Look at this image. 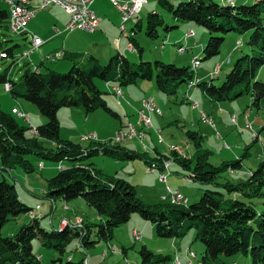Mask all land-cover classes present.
Returning a JSON list of instances; mask_svg holds the SVG:
<instances>
[{"label":"trees","instance_id":"obj_1","mask_svg":"<svg viewBox=\"0 0 264 264\" xmlns=\"http://www.w3.org/2000/svg\"><path fill=\"white\" fill-rule=\"evenodd\" d=\"M158 2L176 22L193 21L208 30L210 35L202 49L203 60L219 53L227 32L241 34L248 31L247 43L251 52L241 55L232 63L222 83L217 86L212 83V79L195 81L194 88L199 86L210 102L231 100L242 93H249L250 106L256 110L264 108V82L255 80L257 71L264 65V0L234 6L222 5L214 0H183L176 4L168 0ZM8 16L6 10H0V27L9 28ZM139 25L137 22L131 29L135 31L134 28ZM158 27L168 31L177 27V24L168 25L156 11L149 12L144 28L146 35L156 38ZM212 33L220 35L213 36ZM129 42L140 56L142 49L134 37H130ZM17 46L5 47L0 41V53L6 55L1 57L0 54V59L12 58L13 48ZM10 66L0 72V83L4 85L9 81L11 96L32 102L47 120L35 127L38 136L31 137L27 133V126L18 123L11 113L0 108V171L14 165H20L26 172L33 171L34 165L27 159L28 155L55 162L62 168L46 179L47 196L52 200L60 198L65 201L80 197L96 210L100 221L81 227L68 224L62 230H46L40 227V218H32L12 236H2L0 233V264H40L32 250L31 239L36 237L41 244L53 247L60 254L72 240H80L79 243L88 250L99 240L110 241L115 227L126 222L133 212L154 224L157 236L179 238L193 228L195 238L204 245L202 264H225L219 259L220 255L248 252L251 264H264V210L257 212L252 201H242L217 190L205 189L199 200L191 204H148L139 198L134 186L125 179L104 175L101 169L83 160L95 154L107 155L117 161L138 158L146 164L151 160L171 158L183 170L190 171L193 181L218 184L228 192L248 198L264 195V161L251 172L247 180L220 184L216 182L219 174L228 167L239 169L240 159L223 161L219 166L212 165L208 161L209 151L200 148L201 136L196 131L186 130V135L196 147L192 157L180 156L173 151L170 157L157 152V157L150 158L145 153L118 143L98 142L83 147L79 142L58 136L57 109L61 107L80 105L86 112L99 108L118 117L101 96L103 91L93 83L95 77L104 82H116L119 86L136 83V80L153 79L161 93L174 97L182 85L192 81L195 74L191 65L177 66L161 60H155L154 63L131 62L122 56H114L108 63L101 64L97 59L88 57L86 63H73L64 73L54 70L36 72L24 64L18 79L9 76ZM236 86H241V89L233 92ZM46 142L50 145L47 146ZM63 160L71 163L65 166L61 162ZM30 209L21 202L14 185L0 179V228L10 217ZM139 250V264H165V260L170 259L169 255L155 254L146 246ZM68 258L63 264L85 263V257L75 261Z\"/></svg>","mask_w":264,"mask_h":264},{"label":"rangeland","instance_id":"obj_2","mask_svg":"<svg viewBox=\"0 0 264 264\" xmlns=\"http://www.w3.org/2000/svg\"><path fill=\"white\" fill-rule=\"evenodd\" d=\"M214 1L222 5L234 6L251 4L255 0H242L237 4V0ZM0 6V8L6 9L7 12L10 11V6L7 2L0 0ZM160 10L165 23L168 25L177 24V27H173L168 31L158 27V36L152 39L145 33L146 15L149 11H145V8H143L141 13L137 14L141 17L142 27L139 30L137 29L134 35L142 52L140 56L137 55V51L134 52V57H130L129 61H149L154 63L155 60H161L166 62V64L173 63L177 66H190L192 55L198 56L200 61L197 64L198 67H191L195 74L194 80L208 81L212 79V83L219 86L224 79L223 76L231 69L232 63L241 55L251 52V48L247 43L248 31L241 34L227 32L223 38L224 41L221 49L218 51L219 53L209 59L203 60L202 49L207 40L206 38L210 35L208 30L193 21L176 22L172 19L169 11L165 8H161ZM9 20L10 17L7 21L9 28L0 27V41L4 43L5 47H11L14 44H18L19 46L13 48L16 62L10 57L0 59V72L5 71L14 61L15 66L12 70L9 69L8 73L11 78L18 79L22 72L21 66L23 61L21 59L24 58L23 56L19 57L21 55L20 51L23 46L28 47L29 43L22 40V36L20 35L22 32L16 33L11 30ZM133 23V20L130 19L126 25ZM185 23H191L195 34L194 38L186 39L192 43H190L191 49H187L182 45L176 47L169 38L170 33H173L175 36L183 35L188 29ZM212 35L219 36L220 34L212 33ZM230 35L234 39H232V42ZM238 40L240 41V45H237ZM128 48L131 50L135 49L132 43L129 44ZM180 48H184L183 51H180ZM229 57L232 59L230 65L228 64ZM176 58L183 59L186 63L181 64ZM106 63L108 62H104L103 64ZM43 71H46V69H43ZM60 72L64 73L67 70ZM203 74L206 75L202 79H198V76ZM255 76V80L264 82V65L259 68ZM193 78L192 81H194ZM136 81L133 84L128 83V85L119 86L116 82H104L100 78L95 77L93 83L103 91V95L101 96L112 106L117 105L112 101L111 97L115 99L114 101L117 104H123V101L126 102L128 115H124L121 110V117L119 119V117L99 108L86 112L83 109L84 107L80 105L78 107H61L57 109L58 136L61 139L79 142L83 147L98 142L118 143L133 147L138 152L150 156V158L158 156L154 145L159 148L160 153L168 157L171 156V152L173 151L177 152L180 156L192 157L196 152V147L193 144L194 142L186 135V130L196 131L201 136L199 142L200 148L201 150L209 151V155H207L208 161L212 165L219 166L223 161L240 159L241 166L239 169L228 167V169L219 174L216 182L220 184L226 181L233 183L247 180L251 172L264 161V108L260 110L252 108L250 106L251 97L249 93H242L231 100L210 102L199 86L193 87L192 89L194 90L190 89L187 91L190 87L187 84L182 85L176 91V96L167 97L156 88L153 79ZM141 82L148 83V89L152 88V93L156 94V100L148 92H146L147 95L142 97V99L138 93L137 95H131L130 100L123 97V90H126L127 87H133L137 92L138 87L136 86ZM6 83L10 85L9 81H6L4 85ZM4 85L0 83V108L8 113H11L10 111L13 110L11 109L13 106H15L13 108L21 110L25 114V117H19L13 112L11 114L16 118L18 123L27 126V133L31 137H37L38 133L32 127L39 126V124L42 125L44 123L43 120L46 122V117L40 114L36 105L32 102L26 99L13 98L9 93L10 86L8 85L9 88L6 89ZM115 88H119L120 93L115 91ZM239 89H241V86H236L233 92H238ZM186 92H189L187 100L185 98ZM194 92L196 94H193ZM144 99H149L153 107L149 108L146 103H143ZM137 107L139 108L137 109ZM142 108L144 110L142 113L148 117V120L152 123L151 125L149 123L144 124L141 120L142 116L140 118V112ZM232 115L236 116V121L234 122L231 121ZM128 117L129 119L135 117V119L134 121H129ZM126 120H128L127 123L120 126ZM126 126H129L130 130L134 131H124L123 138L120 141H116L117 130ZM150 129L153 133L154 142L156 141L154 145H151L148 140V131ZM139 131L141 132L138 133ZM159 135L162 141L158 140ZM46 145L50 144L46 142ZM27 159L34 165V170L31 172H26L20 165H14L10 169L0 171V179H5L7 182L13 184L21 202L31 207L29 211L10 217L9 220L3 223L0 228L2 236L16 234L19 231V227L32 218H40V227L46 230H62L68 224L81 227L83 224H97L99 222L96 217V210L89 206L82 198H73L68 201L55 198V202H53L47 196L46 179L60 169L57 163L47 159H40L35 155H28ZM167 161H169L166 170L168 175L171 171H176L178 174L172 173L170 176L167 175L164 182L162 181L161 170L165 171L164 166ZM61 162L65 166L71 163L66 160ZM83 162L92 163L96 168L101 169L104 175L125 179L134 186L139 198L148 204H163L167 202L162 200L160 195L166 191V187L170 186L173 190H179L182 196L187 198L186 204L198 201L203 191L210 189V191L217 190L225 196L235 197L242 201L250 200L257 212L264 210V195L248 198L239 193L228 192L218 184H205L193 181L190 171L183 170L171 158L170 160L166 158H162L160 161L151 160L146 164L138 158L117 161L107 155L95 154L86 158ZM152 163L155 164V168H151ZM77 200H80L81 203H78ZM50 214L53 222H50ZM77 220H80V223ZM195 233V230L191 228L187 231V234L179 238L157 236L155 225L142 218L137 212H133L126 222L115 227L110 241L99 240L90 246L88 250L79 243L80 240L69 242L65 247V251L62 252L63 254L57 253V250L53 247L44 246L37 237L31 239V241L33 253L38 256L40 264H63L69 259L68 257H72L74 261L85 257L84 264H86L87 255L89 259L91 258L88 264H92V260H96L95 264H139V249L142 246H146L147 249L155 254L162 256L169 255L170 259L165 260V264H202L201 257L204 252V245L200 240L195 238ZM91 238H93L92 235ZM219 257L225 264H251L249 252L247 254L236 253L230 256L220 255ZM59 258H61V262Z\"/></svg>","mask_w":264,"mask_h":264},{"label":"crops","instance_id":"obj_3","mask_svg":"<svg viewBox=\"0 0 264 264\" xmlns=\"http://www.w3.org/2000/svg\"><path fill=\"white\" fill-rule=\"evenodd\" d=\"M14 1H19V0H14ZM115 1L118 3H123L127 0H94L90 4V8L98 15L99 22L96 29L92 30V32H88V31L86 32L78 28L67 29L66 25L69 20L68 19L69 14L58 4L51 3L41 6L44 0H28L26 5L34 10V14L30 19H28V22L25 25V31L20 34L22 36V40L29 43L28 47L23 46V48L20 51L21 55L24 56V58L21 59V61H23L22 65L27 64L31 70L36 69L35 70L36 72H45L43 71V69H46V71L54 70L60 72V71L69 70V68L73 65V63H77L79 65L86 63L88 57H93L97 59L101 64H103L104 62H109L114 56H122L125 57L126 59L127 58L129 59L130 57L132 58L133 54H135L134 52H136V49L131 50L128 48L129 44L131 43L129 42V39L130 37H134L137 29L139 30L140 27H142L141 17H139L138 15L141 13L143 8H145V11H149L151 13L156 11L158 15L162 17V15L160 14L161 12L160 9L163 7H161L160 3L158 2L160 0H147L145 4L142 6L139 14L136 15L137 21L136 20L134 21V19H132L134 22L133 24L130 25L125 24L126 25V29H124L126 32L125 35L121 30H119L120 29L119 26L121 23V17H120L121 13L117 8V6L114 4ZM168 1L175 4L179 0H168ZM240 1L242 0H237L236 4L239 3ZM3 2H7V0H3ZM1 9L6 10L4 8H0V10ZM137 22H139L140 25L139 27H135L134 28L135 31H134L131 28H133ZM185 25L188 26L187 31L193 30V28L191 27V23H185ZM187 31H185L183 35H178V36H175L173 35V33H170L169 38L173 42L172 44H174L176 47L182 45L187 49H191L192 43L188 42L186 39L194 38L195 34L191 37H187L186 36ZM33 35L39 37L42 40V44L36 47L32 46L31 37ZM230 36H231L230 40L232 42L234 39L232 38V35ZM24 38L26 39L24 40ZM24 53H27V55H24ZM14 55L15 53L13 51L12 60L15 61ZM21 55L19 57H21ZM176 60L179 61L181 64L186 63L183 59L176 58ZM231 61L232 59L229 57V61H228L229 65ZM14 66L15 65L12 64L10 66V69L12 70ZM204 75L206 74L199 75L198 79H202ZM147 84L148 83H142V82L139 83L136 86L138 87L137 92L135 88L127 87L126 90H123L122 95L124 98L130 100L132 97L131 95L133 94L137 95L138 93L140 94L139 97L142 99V97L147 95L146 92H148L154 98V100H156L157 99L156 94L152 93V88L148 89ZM192 88L193 87L187 89V91ZM193 94L196 93L194 92ZM185 98L186 100L189 98V92H186ZM111 99L117 106L110 105L106 99L105 101L109 106V108L111 107V109L118 114L119 119L121 117L120 116L121 110L123 111V114L127 116L128 115L127 103L123 101V104H117L116 101H114L115 99H113V97H111ZM13 107L11 109H13ZM138 108L139 107H137V109ZM134 119L135 117L130 119L128 117L129 121L130 120L134 121ZM128 120H126L125 123L121 124L120 126L125 125ZM43 122L45 121L43 120ZM151 129L148 131L149 133L148 140L150 141L149 143H151V145L152 144L154 145L156 141L154 142V139L152 137L153 133L151 132L152 131ZM154 146L156 151L160 153L159 148L156 145ZM172 173L178 174V172L176 171L175 172L171 171V173L168 176H170ZM165 193L166 191L164 193H161V195ZM77 199H79V197ZM52 201L55 202L54 200ZM77 202L81 203L80 200H77ZM70 203H72V201H70ZM96 217L100 221L99 215H97ZM51 218L52 217L50 214V222H53ZM70 258L73 259L72 257ZM86 258H87L86 264L90 263L91 258L89 259L88 255ZM95 263L96 260H92V264Z\"/></svg>","mask_w":264,"mask_h":264},{"label":"built area","instance_id":"obj_4","mask_svg":"<svg viewBox=\"0 0 264 264\" xmlns=\"http://www.w3.org/2000/svg\"><path fill=\"white\" fill-rule=\"evenodd\" d=\"M147 0H127L123 3H118L115 1V5L117 6V8L119 9L120 13H121V23L119 26V30H121L125 35V23L127 21H129L130 19H136L137 18V14H139L142 6L145 4ZM8 4H9V17H10V28L13 32L16 33H23V31H25V25L28 22V19H30L33 14H34V10L31 8H28L26 5L27 0H19V1H14V0H7ZM93 2V0H44L43 5H47V4H51V3H55L58 4L59 6H61L68 14H69V20L67 22L66 28L67 29H73V28H78L81 29L83 31H88V32H92V30L96 29V27L98 26V22H99V18L98 15L90 8V4ZM187 36H193L194 35V31L193 30H189V32L186 34ZM31 41H32V46H38L40 44H42V40L37 37V36H32L31 37ZM237 45H240V41H237ZM184 48H180V51H183ZM24 55H27V53H24ZM1 56H5L4 53H1ZM22 56V55H21ZM24 57V56H23ZM199 58L198 56H192L191 57V66L192 68L198 67L197 64H199ZM9 84L6 83L4 85V87H6V89L9 88L8 86ZM188 87H194L195 85V80L194 81H190L188 84ZM115 91H117L118 93H120V89L119 88H115ZM149 99H144L143 103H146L148 105L149 108L153 107L151 106ZM195 105V104H193ZM146 107V105H144ZM147 107V108H148ZM143 108L140 112V118L142 116V121L144 124L149 123L150 125L152 124L150 122V120H148V117H146L142 112H143ZM14 114H16L19 117H25V114L23 112H21L20 110L13 108V110L11 111ZM27 117V116H26ZM231 121L234 122L236 121V116L232 115ZM250 125V124H249ZM35 128V127H32ZM36 130V128H35ZM124 131H134V130H130L129 126L125 127V128H121L119 130H117L116 134H117V140L116 141H120V139L123 138ZM141 131H139L138 133H140ZM159 141H162L161 136L159 135L158 137ZM169 165V161H167L165 163V171H162V176L163 179L162 181L165 180V177H167L168 172L166 171ZM155 164L152 163L151 164V168H155ZM59 168H62L61 166H59ZM165 182V181H164ZM161 199L167 202H170L172 204L175 205H185L187 203V198L182 196V194L178 191V190H173L170 188V186L166 187V193L160 195ZM38 207V205H37ZM78 223H80V220H77Z\"/></svg>","mask_w":264,"mask_h":264},{"label":"bare ground","instance_id":"obj_5","mask_svg":"<svg viewBox=\"0 0 264 264\" xmlns=\"http://www.w3.org/2000/svg\"><path fill=\"white\" fill-rule=\"evenodd\" d=\"M9 5V4H8ZM132 20V19H131ZM126 24V23H125ZM125 29H126V25H125ZM239 41V40H238ZM54 60V59H53ZM193 80H194V78H193ZM20 109V108H19ZM21 111V110H20ZM175 205V204H174ZM35 208V207H34Z\"/></svg>","mask_w":264,"mask_h":264},{"label":"water","instance_id":"obj_6","mask_svg":"<svg viewBox=\"0 0 264 264\" xmlns=\"http://www.w3.org/2000/svg\"><path fill=\"white\" fill-rule=\"evenodd\" d=\"M26 38H24V40H25Z\"/></svg>","mask_w":264,"mask_h":264}]
</instances>
